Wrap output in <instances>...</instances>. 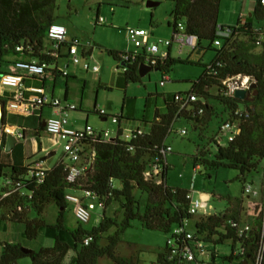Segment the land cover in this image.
Listing matches in <instances>:
<instances>
[{"label":"trees","instance_id":"16d2710c","mask_svg":"<svg viewBox=\"0 0 264 264\" xmlns=\"http://www.w3.org/2000/svg\"><path fill=\"white\" fill-rule=\"evenodd\" d=\"M171 1L175 5L172 13L173 28L179 22H183L186 33L197 39L194 51L213 50L216 53L212 63L205 65L204 75L196 82H192L191 92H188L198 98L197 103L193 105L194 111H180V105L175 97L177 94L187 93H174L172 100H166L165 112L160 113L158 110L155 112L154 119L148 122L151 128L149 131L144 130L143 136H138L131 142L119 139L94 142L92 167L76 184L68 183L61 164L42 172L40 178L27 177L30 170L19 162L16 155L18 152L22 154L21 159L24 161V147L17 144L11 151L13 163L5 165L0 162V180L10 175L12 180L21 184L20 190L2 200L0 210L11 209L9 215L11 221L25 225V236L28 239L37 238L44 229L52 237L54 245L39 252L25 254L21 251L20 244L1 243L0 264H17L18 261L31 257L32 264H65L66 255L70 251L76 253V259L72 264H97L102 258H107L113 264H138L136 256L122 257L117 250L121 236L131 227L133 221H139L149 231H159L165 235L174 226L181 225L184 220H194L188 213L189 201L186 196L190 192L171 188L166 184L169 165L166 163V157L162 155V149L166 147L165 139L176 120L186 118L204 127L214 116H219L214 104L223 108L221 114L226 113V119H235V112H242L237 116L241 120L240 132L232 143L219 148L217 153L211 154L207 148H203L194 158L195 168L199 164L214 169L231 168L240 173V178H244L262 164L264 167V44L261 47L256 45L258 36L255 33L256 28L251 23L239 19L236 25L227 26L233 30L230 37L220 38L222 43L216 46L214 42L219 38L216 27L219 24L222 0ZM55 14L56 0H0V70L4 68L3 65L8 58L18 55L15 46L20 43L28 44L32 48L31 57L48 60L41 52L46 43L48 28L57 22ZM250 16L258 22L264 21L262 0H256ZM203 41L209 43L207 48L202 47ZM106 52L121 64L124 55L127 54L110 49H106ZM143 62L144 58L141 57L125 64L126 84L140 83L139 67ZM188 63L189 60L169 56L162 64L157 65V70L171 72L176 64ZM237 76H247L251 83L256 84V89L250 90L244 100L231 97L226 92V87H222L221 84L222 80ZM214 86L225 92L222 91L224 93L221 92L217 96L211 95L209 89ZM5 101L7 100L0 96V104ZM198 108L203 109L200 116L196 115ZM97 114L102 119L98 111ZM116 117L120 126L132 127L127 125L129 118L122 114ZM42 121L40 115L36 126H24L22 140H25L27 134L30 137L45 134ZM2 144L5 146V141ZM206 154L213 155V159L206 158ZM156 158L161 160L162 165L160 182L155 181L152 174L146 176L147 167L151 169ZM115 182H120L121 188H116ZM83 189L99 195L103 202L104 214L99 226L92 230H71L67 226L66 213L69 205L65 197L69 191ZM136 190L147 195L143 213L139 211V202L134 194ZM23 191L32 195L30 200L21 195ZM23 199L29 202L30 211L35 210L39 216L46 206L54 205L58 210L55 223L49 225L40 219H27V213L30 211L22 213L16 209L18 204L24 203ZM227 200L237 212L242 209V199L227 197ZM115 202L124 212L121 221L117 217L106 215V210ZM236 216L239 220V213ZM1 218L6 220L8 217ZM258 222L259 220L255 219L253 239L249 242L250 253L246 254L250 260H253L254 251L260 240ZM112 229L115 231L108 235V243L102 247L101 237ZM195 229L198 235L207 233L209 241L216 246L223 245L228 236L229 238L231 236V232L226 236L223 234L229 229L222 219L215 217H210L206 222L196 220ZM214 236H217L218 240H215ZM164 258L165 253L161 254L159 251L156 262L152 264H167Z\"/></svg>","mask_w":264,"mask_h":264},{"label":"rangeland","instance_id":"374dc122","mask_svg":"<svg viewBox=\"0 0 264 264\" xmlns=\"http://www.w3.org/2000/svg\"><path fill=\"white\" fill-rule=\"evenodd\" d=\"M153 1L159 3L155 8H148L146 3ZM256 0H222L218 23L223 26H234L238 20L249 22L256 29H264V21L258 22L250 16L255 7ZM174 3L171 0H56L57 22L67 29L69 39H79L82 41L80 54L82 62L90 66L97 65L101 69L100 74L85 72L81 65H71L68 69L70 77L65 80L61 78V89H68L71 99L78 106L77 111L69 114V124L73 129H83L86 125L99 130H112L111 121H103L97 111H104L108 116L123 115L129 118L127 125L140 127L149 131L151 126L148 122L155 117V112H165L166 100H172L174 93L191 92L192 82L199 80L205 73V65H209L214 60L216 53L213 50L193 51L187 48L179 55V47L173 45L172 55L175 59L189 60L188 64H176L171 72L150 71L141 77L140 83L126 84L124 68L120 62H116L106 52V49L120 52H137L138 48L130 41L128 31L131 29H145L149 32V43L158 44L162 47L160 40H168L173 33V9ZM101 20V23H97ZM171 24V26L169 25ZM209 43L202 42V47H208ZM217 49V47L213 46ZM166 74L170 81L164 87L160 86V81ZM237 77H230L226 84L227 91L233 87V83L238 82ZM65 81H69L67 84ZM250 85V84H249ZM223 87V85H222ZM222 89L212 87L209 89L211 95L217 96ZM226 91V92H227ZM225 92V91H224ZM222 92V93H224ZM13 94L12 89H5L0 92L4 100ZM164 94V95H161ZM219 116H214L204 127L197 125L193 120L181 118L176 120L165 139V145L171 148V152L166 155V163L169 170L166 174V184L168 187L187 190L195 198L203 196L215 198L218 202L216 208H222L220 197H230L232 199H242L241 220L254 223L259 219L261 204L264 198V167L263 164L258 169L240 178V173L231 168L214 169L199 164L195 168L194 158L203 148H208L223 121V108L217 106ZM43 121L54 116L53 110L46 107L42 110ZM185 130L186 135H181ZM64 141L54 135H41L34 141L36 156L55 153L52 157H47L49 166L53 167L60 160L63 153ZM30 148V147H29ZM40 151V152H38ZM35 156V157H36ZM29 155H27V158ZM209 160L213 155H207ZM0 162L11 165L10 153L4 151L0 154ZM151 175L148 166L146 176ZM245 185H251L252 192L243 194ZM116 188H121L120 182H115ZM255 192V193H254ZM260 192V199L255 196ZM138 202L139 211L143 213L147 195L139 190L134 192ZM249 197V199H248ZM252 199V200H250ZM244 201V202H243ZM233 206V205H232ZM52 207V208H51ZM48 208V212L42 216L35 210L27 213V219L44 220L46 224L52 225L50 214L55 206ZM234 207V206H233ZM72 205L67 210V226L71 230H92L98 227L103 217L104 211L97 203L96 208L91 213L87 223L81 224L71 213ZM235 209V208H234ZM11 209L2 208L0 210V240H4L5 231L12 234L20 242L21 247L39 252L43 248L54 245L52 237L42 229L35 239H28L25 236V225L13 222L9 217ZM206 214V213H203ZM8 218H6V216ZM106 215L117 217L119 221L123 219L124 212L118 203H113L107 210ZM4 216L6 220L1 217ZM188 224V229H194V221ZM115 229L110 230L100 239V245L106 246L108 235ZM165 245V235L159 231H149L145 229L139 221H133L131 227L121 236V242L117 248L118 254L122 257L136 256L138 264H152L156 262L157 254ZM217 249L220 256L231 252V244L225 243ZM76 259V253L70 251L65 258V264H72ZM17 264H32L30 258H25ZM97 264H113L107 258H102Z\"/></svg>","mask_w":264,"mask_h":264},{"label":"built area","instance_id":"2783aa9c","mask_svg":"<svg viewBox=\"0 0 264 264\" xmlns=\"http://www.w3.org/2000/svg\"><path fill=\"white\" fill-rule=\"evenodd\" d=\"M262 3L264 4V0H262ZM97 23H101V20H97ZM216 29L219 38L215 40L214 44L220 46L222 43L220 38L230 37L233 30L221 24H218ZM255 33L258 34L256 45L261 47L264 44V29H255ZM128 34L130 35V41L138 50L135 53L127 52L123 57V63H132L142 57L144 58L143 64L153 70H157L158 64H162L169 56H173V45L179 47V55L182 54L184 48L194 51L197 47L196 37L186 33L183 22H179L173 28L170 39L160 40L162 47L155 43H149L150 34L145 29H131ZM82 45V41L77 38L69 39L65 26L55 22L48 28L46 43L41 52L48 60L31 57L32 48L28 44L20 43L15 46V51L18 55L10 58L4 63V68L0 70V92H4L5 89L14 90V93L8 97V101L35 105L38 109L48 107L54 111V116L45 120V131L48 135L57 136L64 141L63 153L58 164L63 167V173L66 175L69 184H76L92 167L94 155L92 144L94 142H110L115 139L131 142L138 136H143L145 132L141 128L120 126L116 116L110 117L102 110L98 111L102 116V120L107 121L109 119L113 127H115L114 129L99 130L86 125L83 129L77 130L70 126L68 121L69 114L77 111L78 106L66 97L55 95V78L69 77L68 68L70 64L81 65L82 70L85 72L101 73V69L97 65L81 64L80 48H82ZM122 67L124 68L125 66ZM26 80L38 81L40 86L26 87ZM228 80L230 79L222 80L221 84L226 86L227 82H229ZM49 81H52V85L49 89H46L45 85ZM169 81L170 78L164 74L163 79L160 81V86L164 87ZM249 84H252L250 80L245 85L240 81V86L231 87L227 93L233 97L234 89H246L247 94H249V91L252 90ZM175 100L180 105V111L192 112L194 111L193 105L197 103L198 98L193 93H187L177 94ZM241 113L236 111L235 119L228 118L223 121L219 132L206 149L207 151L211 154L217 153L219 148L227 147L234 141L240 132L241 120L237 116H240ZM202 114L203 109L198 108L196 115L200 116ZM192 115L194 114L192 113ZM24 126L10 123L3 124L4 138L0 141V152H4L6 149V145L4 146L2 142L5 141L8 135H12L17 140L23 139ZM186 134L185 130L181 132V135ZM170 152L171 148L168 146L162 149L164 157ZM34 158H30L27 162L26 166L30 170L27 177L40 178L42 177V172L46 171L43 169V165L47 158L40 159L37 162H34ZM161 169V160L159 158L154 159L151 174L157 182H160ZM20 186L21 184L12 180L10 175L0 180V202L18 192ZM251 192V185H245L243 194H250ZM21 195L28 200L32 197L30 193L24 191ZM65 198L68 205H72L71 213L81 224L89 221L97 203L103 210L102 200L97 193L91 190H72L66 194ZM186 198L189 201L188 213L194 217V220L197 216H200L197 221L204 220L206 222L210 217L220 218L224 221L229 231L227 233L223 232V234L226 236L231 232L230 238L228 236L224 244H231V252L224 255V257L220 256L219 251L213 249V246H219L209 241L208 234L198 235L195 229V221L194 229L189 230L188 224L191 221L186 219L181 225L174 226L165 234V250H160V253H165L164 259L167 264H244L245 262L246 264H264V198L261 204V211H259L258 215L256 214L259 217L260 240L254 251L253 260H250L246 254L250 253L251 244L249 242L253 239L252 234L255 229V222L242 221L241 211L237 212L226 198L220 197L223 202L222 208H216L218 202L215 201V198L211 199L210 196H203L197 199L192 193H188ZM23 201L24 203L18 204L16 209L22 213L30 211L29 202L24 199ZM238 213L239 220L236 216ZM214 239L218 240V237L214 236Z\"/></svg>","mask_w":264,"mask_h":264},{"label":"crops","instance_id":"0c3cea01","mask_svg":"<svg viewBox=\"0 0 264 264\" xmlns=\"http://www.w3.org/2000/svg\"><path fill=\"white\" fill-rule=\"evenodd\" d=\"M8 60H10L9 58H8ZM7 60V61H8ZM72 64H70L69 65V68H70V66H71ZM68 68V69H69ZM69 77H70V74H69ZM62 77H57V78H55V95L56 96H58V97H66V98H68L71 102H73L74 103V101L71 99V94H70V92H69V90L66 88V89H64V90H62L61 89V86L60 85H62V82H61V80L63 79H61ZM65 80H67V79H65ZM52 81H49V82H47L46 83V85H45V88L46 89H49L50 87H51V85H52V83H51ZM66 82V84L69 82V81H65ZM57 83H59L60 85H57ZM25 86L26 87H33V86H40L39 85V82L38 81H33V80H26L25 81ZM13 90V89H12ZM13 93H14V90H13ZM44 108H42V109H38L39 111H38V122H39V117H40V115H41V117H42V119H43V116H42V110H43ZM53 113H54V111H53ZM45 120L46 119H44V121H42V122H44L45 123ZM26 126V125H25ZM44 127H45V125H44ZM46 132V131H45ZM23 133H24V131H23ZM46 135H47V133H45ZM39 137H30V136H28V134L25 136V140H18V142H17V144H21L22 145V147H24V151H23V155L25 156V159H24V161H22V159H21V155L22 154H20L19 152L18 153H16V155H17V158H18V160H19V162L20 163H23L25 166L27 165V162H28V160L30 159V158H33V157H35L36 156V150H35V148H34V141L35 140H37ZM16 144V145H17ZM30 147V148H29ZM36 152V153H35ZM38 152H40V151H38ZM2 152H0V154H1ZM10 153V157H11V164L13 163V158H12V153L11 152H9ZM52 153V152H51ZM50 153H48L46 156L48 157V155H49ZM27 155H29V157L27 158ZM49 158V157H48ZM59 163V161L57 162V164ZM56 164V165H57ZM54 167V166H53ZM52 167L51 166H49V164H48V162H47V160H46V162H45V164L43 165V169H45V170H49V169H51ZM255 196L257 197V198H259L260 199V192H256V194H255ZM250 200H252V199H250ZM244 202V201H243ZM52 205H48V206H46V208L44 209V211H43V213H42V216H44L47 212H48V208L49 207H51ZM54 206V205H53ZM52 208V207H51ZM52 210H54V212L53 213H51L50 214V220L52 221V223L53 222H55V220H56V216H57V212H58V210H57V208L55 207V209H50V211H52ZM42 221H44V220H42ZM95 228V227H94ZM1 243H10V244H20V242L18 241V240H16V238L14 237V236H12V234H9V233H7L6 231H5V238H4V240H0V244ZM1 252H2V247L0 246V255H1Z\"/></svg>","mask_w":264,"mask_h":264},{"label":"bare ground","instance_id":"6f19581e","mask_svg":"<svg viewBox=\"0 0 264 264\" xmlns=\"http://www.w3.org/2000/svg\"><path fill=\"white\" fill-rule=\"evenodd\" d=\"M238 79L237 83L232 81L234 88L240 86V81H242V84L245 85L250 80L247 76H241ZM38 111L39 110L35 105L7 100L0 105V124L10 123L34 127L38 124ZM43 158H45V155H40L39 157L36 156L34 158V162Z\"/></svg>","mask_w":264,"mask_h":264},{"label":"water","instance_id":"95a60500","mask_svg":"<svg viewBox=\"0 0 264 264\" xmlns=\"http://www.w3.org/2000/svg\"><path fill=\"white\" fill-rule=\"evenodd\" d=\"M146 6H147L148 8H155V7L159 6V3H157V2H153V1H148V2L146 3ZM250 15H251V14H250ZM122 66H125V64L123 63ZM152 70H153V69H152L151 67H149V66H147V65H145V64H142V65H140V67H139V75H140V77H144L145 75H147V74H148L150 71H152ZM155 71H157V70H155ZM250 87H251L252 89H256V84H255V83H252V84L250 85ZM232 95H233V97L236 98V99L244 100V99L246 98V95H247V90H246V89H234V93H233ZM0 105H2V104H0ZM3 124H4V123H1V124H0V141L3 140V138H4V136H3ZM42 125L44 126L45 123L42 122ZM17 142H18V140H17L15 137H13L12 135H8V136L5 138V143H6V149H5V151H7V152H11L12 149L16 146ZM54 154H55V153L52 152V153H50V154L48 155V157L50 158V157H52ZM21 251H22L23 253H25V254H30V253L32 252V250H30V249H26V248H23V247L21 248ZM31 259H33V258L31 257ZM244 264H246V262H245Z\"/></svg>","mask_w":264,"mask_h":264}]
</instances>
